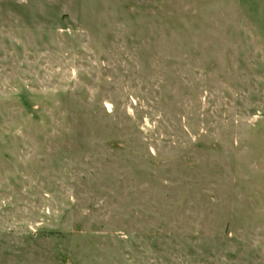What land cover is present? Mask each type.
Segmentation results:
<instances>
[{
    "label": "rangeland",
    "instance_id": "obj_1",
    "mask_svg": "<svg viewBox=\"0 0 264 264\" xmlns=\"http://www.w3.org/2000/svg\"><path fill=\"white\" fill-rule=\"evenodd\" d=\"M0 264H264V0H0Z\"/></svg>",
    "mask_w": 264,
    "mask_h": 264
}]
</instances>
